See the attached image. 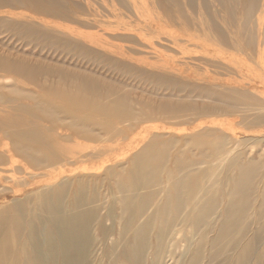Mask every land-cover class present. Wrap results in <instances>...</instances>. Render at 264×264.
Here are the masks:
<instances>
[{"label":"rangeland","instance_id":"1","mask_svg":"<svg viewBox=\"0 0 264 264\" xmlns=\"http://www.w3.org/2000/svg\"><path fill=\"white\" fill-rule=\"evenodd\" d=\"M20 1L9 0L3 7L18 6ZM37 1L46 10L71 15L61 21L67 31L60 34V40L61 35L77 39L80 35L81 40L56 45L54 34H50V41L23 43L15 38L17 28L7 29L0 21V49L19 54L29 64L50 68L35 78L39 85L68 94L82 91L83 84L89 86L90 93L79 96L78 106L100 107L102 112L95 113V121L102 119L107 124L81 120L68 130L73 129L77 139L93 141L96 148L109 147L105 156L93 162L106 156L109 161L95 168L62 162L54 171L73 169L74 173L64 172L57 179L59 183L49 185L39 183L46 178L39 176L42 173L20 181L21 168L14 167L15 180H0V225L11 226L7 220L17 218L14 205H19L26 222L40 228V219L48 216L43 193L49 192L52 204L62 208L54 223L71 219L77 211L84 215L89 230L85 238L90 242L85 246V264H106L101 244L112 246L118 240L122 242L111 247L118 255L115 264H130L127 258L134 254L130 235L136 226L152 231L174 229L169 242L178 243L173 248L177 259L182 247L191 242V251L204 233L193 235L190 227L207 226L209 241L219 226L230 229L236 223L245 227L236 236L234 232L231 240L222 241L234 249L215 264H264V208H260L264 201V99L260 94L264 90V0H152L147 10L159 15L153 19L158 22V31L168 33V23L183 25L181 33L172 27V43H166L161 35L151 36L145 29L110 35L111 25L127 21L118 15L123 9L117 0H93L95 6L82 0L79 12L76 0ZM100 1L108 12H101ZM133 10L131 5L134 18ZM147 10L140 12L145 15ZM103 23L105 35L89 42L85 36L96 35ZM150 42H156V51L145 46ZM159 55L167 61L173 56L184 62L157 69L153 64L159 62ZM0 98L32 100L30 107L46 109L38 113L41 119L57 116L56 107L10 78L0 77ZM203 108L207 109L201 112ZM132 115L137 118L130 120ZM68 145L79 150L77 143ZM86 149L83 152L92 156L94 151ZM29 157L30 163L41 162L40 157ZM38 164L32 162L35 168ZM248 166V179L255 191L242 220L229 205L236 200L230 192L240 179V171ZM119 183L122 193L130 198L122 197ZM131 187L137 189L135 195L128 192ZM136 208L141 211L134 220L133 212L127 210ZM125 225L131 230L119 233ZM103 228L108 230L106 239ZM13 245L11 240L0 242V253ZM242 247L246 248L244 258ZM206 253L203 263L207 262ZM97 258H102L101 263ZM169 259L164 263L172 264Z\"/></svg>","mask_w":264,"mask_h":264},{"label":"bare ground","instance_id":"2","mask_svg":"<svg viewBox=\"0 0 264 264\" xmlns=\"http://www.w3.org/2000/svg\"><path fill=\"white\" fill-rule=\"evenodd\" d=\"M83 1H87L95 6L93 0ZM117 1L120 5L119 7L123 9V12H119L118 15L120 19H126L127 21L120 20L118 24L111 25L110 35L112 36L119 34L127 35V32H131L132 30L137 32L145 29L147 33L148 30L151 31V36L161 35L166 43H172V34L175 32L173 28L179 33L183 31L182 24L175 26L168 22H166L169 28L168 33L158 31L160 29V27H158V22L153 19H159V15L157 12L155 13L152 10H147L149 4H152V0ZM8 2L9 0H0V21L6 25L7 29L13 30L17 28L18 33L14 34L15 38H21L23 43L50 41V34H54L52 35L53 43L56 45H67L71 40H81L80 35L77 36L78 39L73 38L74 35H69L71 37L68 38H64L61 35L63 39L60 40V34L67 31L61 24V21L69 20L71 15L61 13L55 9L50 11L46 10L37 0H23L19 2L18 6L4 8L3 5H6ZM82 4V0L75 1L77 12L81 10ZM131 5L134 7V18L130 11ZM99 7L103 8L101 10L102 13L104 11L108 12L104 7L103 1L99 2ZM143 10H147L145 15L140 12ZM92 11L97 15L95 10ZM132 18L134 22L129 21L132 20ZM17 21L19 23H17ZM131 23H133V29L130 27ZM92 24H94V22ZM98 28L99 30L96 29V35L93 34L90 38L87 35L85 36L89 42L94 43L105 35L104 23L103 26ZM62 40L65 41V43L61 42ZM155 43L156 42L146 43L145 46L151 51H156ZM101 48L107 49L105 47ZM160 56L161 55H159V62L153 64L157 69L166 68L173 63L181 65L184 62L182 58L181 61H178L180 58L175 59L171 56L169 58L172 59L167 61ZM48 70H50V68L43 67L42 63L40 65L35 62L29 64L28 60L21 57L19 54H11L8 49H0V77L10 78L14 84H17L22 89L34 91L41 95L49 104L56 107L54 111L57 115L56 118L48 117L41 119L38 113L46 109L39 106L30 107L29 104H32V100L0 98V180L3 178L15 180L14 173L16 171L14 167L17 166L21 168L19 174H23V177H19L20 181H27L26 177L32 179L36 173H42L39 176H45L46 178L39 183H46L49 185L58 182L59 180L57 179L59 175L64 174V172L70 174L74 173L73 169L64 170V172L62 170L57 172L54 171L55 167L62 162L65 165L70 163L92 164L95 168V166L103 167V164L109 161V158H106V156L99 162H93V160L105 156L110 150L109 147L100 146L96 148L92 146L95 144L93 141L77 139V135L74 133L73 129L68 130L70 126L76 125L81 120L93 119L95 124H99V122L102 125L107 124V122H103L102 119H99V122L95 121V113L102 112L100 107L90 106L84 108L78 106L79 96L85 97L86 93H90L89 86L83 84L82 91L76 89L68 94L59 88L45 87L44 85L36 83L35 78L42 76L45 71ZM262 84L264 85V83ZM260 94L264 99V90ZM206 109L207 108H203L201 112ZM134 118L137 117L135 115L130 116V120ZM257 119H255L256 122ZM64 120H66L65 123ZM70 139H73V141L69 142ZM72 142L78 144V151H75L73 147L68 145ZM81 143H84V148L88 147V149H86L87 151H94V153L91 154L92 156H89L87 152H83L84 148L82 149ZM21 149L25 150L21 151ZM98 151H101L99 155L96 154ZM30 155L37 158L40 157L41 162L31 160L30 163ZM32 162H38L39 164L35 168ZM29 168L31 170H28ZM249 168L248 166L246 169L240 171V179L233 185V189L230 192V196L236 197V200L230 202L229 205L233 206L238 211L242 220H244L246 211L251 207L249 198L252 192L254 193L255 191V189L253 191L252 188V181L250 182L248 179L251 176V169L249 170ZM120 185L121 183L118 184L117 189L122 193L123 188ZM128 192L131 195H135L137 189L131 187ZM43 196L47 201L45 209L48 216L47 220L40 219V228L36 226L32 227L26 222L25 215L21 212L19 205H14L15 211L18 212L17 218L14 220H7L11 226L0 225V242L5 243L11 240L14 244L13 247L2 250L0 253V264H85V246L90 245V242H86L85 238L89 234V230L85 227L84 215H81L77 211L72 215L71 219H59V221L55 220L54 223L53 218L60 216L62 208L60 205L52 204L49 192H44ZM77 196L79 195H76V197ZM122 197L130 198L124 194ZM78 204L79 203L75 205L77 210L79 209ZM125 206L127 207V205ZM260 208H264V201L263 204L260 205ZM127 211L128 213L133 212L134 220H136L139 218L138 212L141 211V209H137V211ZM226 213L230 214L229 207H227ZM242 224L243 223H236L230 229L219 226L220 228L218 227L216 236L209 241L206 239L207 226L190 227L189 231L193 235L204 233H202L200 239L196 242L191 251V242L185 245V247H182L184 251L181 255H178L179 257L177 259L175 254L178 253L174 251L173 248L175 249L178 243L169 242V240L172 239V234H174V229L168 230L169 227H166L152 231V228L147 226H136L137 228L132 231L130 235V240L132 242L131 252L134 254L127 258V260L130 264H165V258H170L169 261L172 264H215V262H218L225 256L229 249H234L232 248L234 245L228 248L223 245L222 241L231 240L234 232L236 236L241 228L245 227ZM129 227L130 226L125 225L120 229L119 233L131 230ZM237 227L239 229H237ZM212 232L213 231H211V233ZM101 233L103 238H108L109 234L107 229L103 228ZM150 235H152L151 240ZM151 241L153 244L152 246ZM121 242L122 241L119 242L118 240L116 243L114 242L112 246L114 247ZM101 245H103L101 251L102 257L106 260V264L108 262L110 264H115L118 260V255L113 253V247L104 245L103 242ZM205 252H207V262L203 263ZM245 253L246 248L242 247L241 254L243 258ZM173 259L175 260L173 261ZM101 261L102 258H97L96 260L97 263H101Z\"/></svg>","mask_w":264,"mask_h":264}]
</instances>
